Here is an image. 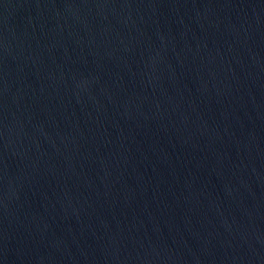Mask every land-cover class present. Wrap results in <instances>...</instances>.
Returning <instances> with one entry per match:
<instances>
[{
    "label": "water",
    "instance_id": "1",
    "mask_svg": "<svg viewBox=\"0 0 264 264\" xmlns=\"http://www.w3.org/2000/svg\"><path fill=\"white\" fill-rule=\"evenodd\" d=\"M0 264H264V0H0Z\"/></svg>",
    "mask_w": 264,
    "mask_h": 264
}]
</instances>
